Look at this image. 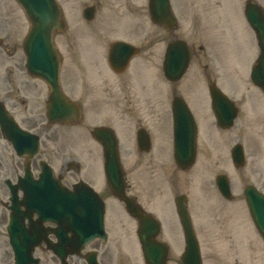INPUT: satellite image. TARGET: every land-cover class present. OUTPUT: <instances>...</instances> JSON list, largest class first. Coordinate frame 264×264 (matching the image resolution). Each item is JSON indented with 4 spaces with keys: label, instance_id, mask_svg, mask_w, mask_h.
I'll return each mask as SVG.
<instances>
[{
    "label": "flooded vegetation",
    "instance_id": "obj_1",
    "mask_svg": "<svg viewBox=\"0 0 264 264\" xmlns=\"http://www.w3.org/2000/svg\"><path fill=\"white\" fill-rule=\"evenodd\" d=\"M200 1L203 5L201 9L209 10V0ZM91 6L92 19L85 21L83 10ZM169 6L172 17L170 13L166 15V25L147 23L145 7L135 4V0H94L90 5L88 0H84L80 14L76 15L74 32L65 40L74 68L62 69L64 56L60 55L59 89L72 102L75 110L74 118L71 112L65 116V121L51 120L48 108L53 96L50 87L28 68L23 43L28 35L29 22L19 8L24 21L20 24L12 21L10 10L7 12L0 0V192L3 193L5 188L7 190L9 183L18 181L25 167L33 177H37L41 165L46 164L55 180L69 192L80 181L88 183L103 202L105 214L103 234L86 246L77 248L79 250L66 243V238L71 237L68 232L71 230L63 223L59 249H48L45 243L38 244L32 251L37 262L31 264H89L87 256H94L98 264H140L142 254L136 237L138 217L129 213L128 207L115 196L102 174H99L98 181L93 177L94 163L99 158L103 159L106 152L97 142L100 140L107 145L111 139L108 133L115 136L119 156L125 158L124 164L121 162V192L130 200L134 211L158 225L156 239L167 245L168 254L170 249L180 246L181 230L175 198L183 196L182 205L189 213L195 184L206 190L210 185V170H221L229 161L224 150L229 140L215 131L205 133L202 147L197 143L191 165H177L173 160L167 165L162 159L167 154L173 156L172 106L179 109L177 112L185 113V123L190 124V120L195 123L196 137L199 138L198 121L202 120L199 112L205 109L207 100L210 102V84L217 86L226 69L236 74L238 67L233 61L227 68L221 59L217 73L214 72L209 67L212 60L205 46L197 45L196 40L191 41L184 34L185 31L190 34L189 28L195 27V19L201 17L196 12L197 8L193 7V0H169ZM123 17L127 21H118ZM171 25L173 27L166 28ZM87 37L92 43L86 40ZM179 39L187 41L191 56L183 76L174 80L167 72V53ZM113 41L132 45L123 58L118 57L120 61L127 59L122 70H113L107 64L108 46ZM151 67L154 86L146 81ZM189 69H192L191 79L187 76ZM191 83L192 90L188 92ZM218 87L233 99L223 86ZM194 90L195 104H191L185 97ZM177 98L186 102L187 111L182 103L174 104ZM235 108L237 117L245 115L238 107ZM252 109L264 112V103ZM251 121L259 120L254 118ZM96 128H103L106 133L95 137L93 131ZM20 130L37 136L35 154L30 155L31 138L18 140L23 156L18 155L10 137L19 136ZM3 197L0 199L3 209H0V236L6 237L10 210L9 205L7 207L8 196L4 194ZM158 200L164 203L168 210L166 214L162 215L152 207ZM219 204L222 206L221 202ZM219 209L220 206H215L213 211ZM28 224L25 219V227ZM43 227L47 233L46 241L56 244L58 239L52 231L57 226L45 222ZM177 234L174 239L178 240V245L174 247L173 239L171 246L168 235ZM0 244L3 246L2 242ZM166 261L169 262V255ZM0 264H14V254L9 247L0 249Z\"/></svg>",
    "mask_w": 264,
    "mask_h": 264
},
{
    "label": "rangeland",
    "instance_id": "obj_2",
    "mask_svg": "<svg viewBox=\"0 0 264 264\" xmlns=\"http://www.w3.org/2000/svg\"><path fill=\"white\" fill-rule=\"evenodd\" d=\"M61 7L65 10L67 18L65 19L67 24L66 34L70 31L72 25V18L81 7L82 0H57ZM260 3L264 7V0H254ZM90 2V1H89ZM1 5H5V0H1ZM101 5H107L102 3ZM223 10L215 14V16L210 20V25L213 28H210L206 33H210V46L213 48L218 59L225 63L226 67L229 68L232 65V62L235 61L238 65L237 75L240 69L239 82L234 80V71L226 69L227 76V85L236 86L240 92L244 93L248 101L253 100V95H259L258 90L254 89L253 86L247 81V73L250 66V59L254 55L256 50V44L253 38L252 31L246 24L243 16V11H241V0H224L222 3ZM71 17V18H70ZM68 20V21H67ZM70 26V27H69ZM205 33V34H206ZM88 42H92L89 37L86 38ZM190 40H192L190 38ZM214 44H213V41ZM70 64L71 69L72 64L70 59L67 57L65 65ZM66 68V67H65ZM192 71L188 73V77L191 79ZM251 89L252 92L243 91V89ZM253 88V89H252ZM192 90V83L189 86L188 92ZM242 98L240 101L245 102L246 99ZM195 99L192 93L187 94V100L191 104ZM245 100V101H244ZM199 111V110H197ZM196 113V111H195ZM197 117V113H196ZM199 117L202 120V125L205 126L202 128L203 131H217V128L213 126L214 122L211 121L209 117L204 112H199ZM198 118V117H197ZM199 120V119H198ZM199 122V121H198ZM225 136L230 137L231 134L223 133ZM236 138H242V143L245 145L246 150H253L262 160L261 163L257 164L256 172L254 175L247 170H244L241 173L242 183H238L235 186L233 185V194L234 198H242V187L245 186V183L253 182L257 187L264 192V148L260 144L254 141L251 137L247 136V133L244 131L237 130L235 133ZM263 136H258L262 138ZM167 143V147H169ZM228 147V143L225 145V150ZM155 157V156H153ZM162 159L166 161L167 165L172 163V156L170 154L162 156ZM93 173V177L98 181L99 179V168L98 164L96 165ZM230 178H234V174H229ZM233 182H235L233 180ZM247 183V184H248ZM6 190L4 189L3 193L0 192V198L2 194H5ZM7 194V193H6ZM240 194V196H239ZM207 200L201 203L194 204V213L196 220L199 224H202L206 214ZM152 207L158 211L160 214H166L168 210L165 209L164 203L160 200L152 204ZM233 208V217L234 223L237 225V233L232 230H228L227 226L223 229L224 233L215 234L214 229L211 227L208 231L204 228H200L197 231V236L199 244L201 247V256L202 264H264V242L258 236L257 232L254 230L247 211L244 209L241 202L231 206ZM1 210H3L0 207ZM224 217V214L222 215ZM195 220V219H194ZM195 221V224L197 223ZM171 239V246L173 244V239L178 237L177 235H168ZM2 236H0L1 239ZM178 245V240L174 239V247ZM182 249L174 251L171 249L170 263L169 264H180V254Z\"/></svg>",
    "mask_w": 264,
    "mask_h": 264
},
{
    "label": "water",
    "instance_id": "obj_3",
    "mask_svg": "<svg viewBox=\"0 0 264 264\" xmlns=\"http://www.w3.org/2000/svg\"><path fill=\"white\" fill-rule=\"evenodd\" d=\"M151 1L152 3H154L155 0ZM18 2L24 8L26 14L29 15L32 20H34L35 22L46 23L43 28H40L45 32H50L54 25L60 20L59 12L56 9V5L53 0H18ZM245 12L248 22L257 33L259 45L261 48L260 66L258 67L257 72L252 74V79L255 84L261 86L264 89V18L262 16V12L258 10L255 5L247 6ZM46 68H50V70H53L52 76H48V78L53 77L55 80L57 78V64L55 63L51 67H48L47 65ZM41 77L47 79V74H41ZM178 142L180 144L181 141L179 140ZM114 164L116 165L115 160ZM30 185L40 187V183L35 184L34 182H31ZM41 188L42 187H40V189ZM221 191L226 194V187H221ZM40 194L42 193L40 192ZM35 195L37 196V194ZM245 196L252 215V219L258 231L264 238V196L258 194L252 188L246 190ZM25 205L27 206V200H25ZM35 206L41 207V204L39 203L38 205H34V208H36ZM180 214L184 227L186 242L185 253L182 257L183 264H201L197 242L193 235L191 226L186 220V218L183 216V214ZM91 237L90 235L83 234L81 236V240L84 243L86 239L88 240ZM140 239L142 241L143 246L145 247L144 254L146 263L164 264L163 255H160V251H158L159 246L153 241V237H142L140 235ZM16 244H18V241Z\"/></svg>",
    "mask_w": 264,
    "mask_h": 264
}]
</instances>
